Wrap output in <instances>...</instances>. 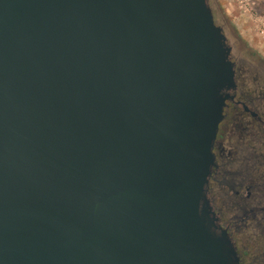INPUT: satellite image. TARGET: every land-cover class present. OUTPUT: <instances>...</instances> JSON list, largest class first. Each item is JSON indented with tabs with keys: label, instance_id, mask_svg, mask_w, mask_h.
Masks as SVG:
<instances>
[{
	"label": "water",
	"instance_id": "95a60500",
	"mask_svg": "<svg viewBox=\"0 0 264 264\" xmlns=\"http://www.w3.org/2000/svg\"><path fill=\"white\" fill-rule=\"evenodd\" d=\"M235 87L210 0H0V264H242L209 199Z\"/></svg>",
	"mask_w": 264,
	"mask_h": 264
},
{
	"label": "flooded vegetation",
	"instance_id": "af4514ba",
	"mask_svg": "<svg viewBox=\"0 0 264 264\" xmlns=\"http://www.w3.org/2000/svg\"><path fill=\"white\" fill-rule=\"evenodd\" d=\"M213 14L231 48L236 87L224 92L230 98L213 148L209 199L241 263L264 264V58L243 43L223 14ZM250 228L254 234H245Z\"/></svg>",
	"mask_w": 264,
	"mask_h": 264
},
{
	"label": "rangeland",
	"instance_id": "374dc122",
	"mask_svg": "<svg viewBox=\"0 0 264 264\" xmlns=\"http://www.w3.org/2000/svg\"><path fill=\"white\" fill-rule=\"evenodd\" d=\"M215 14H223L243 43L264 58V0H210ZM260 216L248 224H256ZM253 229L245 231L253 235ZM253 232V234H252Z\"/></svg>",
	"mask_w": 264,
	"mask_h": 264
}]
</instances>
